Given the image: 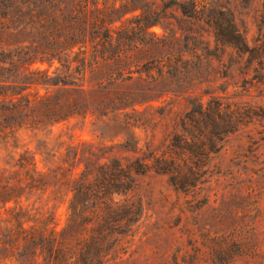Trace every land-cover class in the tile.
<instances>
[{
  "label": "trees",
  "instance_id": "16d2710c",
  "mask_svg": "<svg viewBox=\"0 0 264 264\" xmlns=\"http://www.w3.org/2000/svg\"><path fill=\"white\" fill-rule=\"evenodd\" d=\"M207 6L205 0H0V140L19 130L49 134L34 152L25 149L0 168V264H105L140 217L138 205L120 198L133 175L164 174L183 192L205 182L208 159L248 117L219 98L188 97L166 148L145 146L126 162L111 153L115 146L132 150L130 142L105 144L104 125L144 124L137 107L161 96L149 84L131 88L134 79L185 81L188 67L204 56L177 15L176 24L163 21L167 10L193 19ZM206 23L221 44L247 50L231 18L210 12ZM36 62L59 66L49 73L33 68ZM73 73L88 74V85L68 79ZM73 117H90L99 140L51 141L52 127ZM44 200L66 204L61 229L52 208L35 205Z\"/></svg>",
  "mask_w": 264,
  "mask_h": 264
},
{
  "label": "rangeland",
  "instance_id": "374dc122",
  "mask_svg": "<svg viewBox=\"0 0 264 264\" xmlns=\"http://www.w3.org/2000/svg\"><path fill=\"white\" fill-rule=\"evenodd\" d=\"M208 10L197 18L181 17L167 10L164 25L176 24L196 36L201 62L193 61L184 82L167 76L157 82L134 79L131 88L152 86L158 101L138 106L137 116L144 124L124 127L108 122L105 144L125 140L132 150L112 149L123 162L140 156L145 146L164 150L179 119L188 110V97L219 98L229 110L248 115L238 129L227 135L220 149L210 156L205 182L183 192L175 189L168 177L154 171L133 175V186L122 199L138 205L140 217L131 235L122 238L105 257V264H264V0H205ZM231 18L245 36L247 50L223 45L206 23V15ZM171 26V25H170ZM150 31L162 34L159 26ZM191 32V33H190ZM191 45V43L189 42ZM58 63H33V68L55 71ZM67 75L66 70H62ZM155 76V71H152ZM134 78L137 75L135 73ZM77 84L88 85L77 74L68 76ZM83 79V80H82ZM91 118L73 117L52 127L51 141L99 140ZM46 132L19 130L16 137L0 140V168H9L17 154L48 136ZM40 167V157L36 155ZM123 201V200H122ZM46 200L36 206L53 209L54 225L61 229L66 219V204ZM138 203V204H137Z\"/></svg>",
  "mask_w": 264,
  "mask_h": 264
}]
</instances>
